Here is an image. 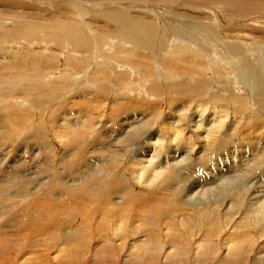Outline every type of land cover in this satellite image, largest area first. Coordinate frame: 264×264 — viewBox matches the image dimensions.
Segmentation results:
<instances>
[{"label": "bare ground", "instance_id": "1", "mask_svg": "<svg viewBox=\"0 0 264 264\" xmlns=\"http://www.w3.org/2000/svg\"><path fill=\"white\" fill-rule=\"evenodd\" d=\"M138 1L146 7L69 0L72 13L60 29L54 26L57 42L52 49L46 43L50 37L36 46L34 40H23L17 32L10 36L2 28L6 36L0 37V164L4 166L0 179H10L8 184L13 185H8L13 191L0 189L1 202H7L6 220L27 218L22 224L35 213L40 218L72 203L81 207L80 212L96 206L82 223L96 228L102 241L113 242V259L101 256L104 252L97 253L96 259L66 252L65 257L51 255L52 261L58 260L53 264H264V246L256 245L258 240L251 237L255 225L260 226L257 237L264 233V179H260L264 159L258 161L255 150L243 149L240 138L245 131L259 129V118L255 119L249 102L264 114V43L258 44L262 50L253 42L235 41L234 45L231 41L234 36L247 38V32L264 30V26L254 30L232 27L240 24L229 20L228 13L224 17L219 9L197 7L193 12L188 6H194L196 0L186 7L197 16L186 11L187 21L178 23L167 16L172 11L179 14L175 4L168 11L157 7L159 2L177 0ZM2 2L6 11L30 9L25 0ZM256 3L236 4L235 14L248 19L254 11L258 17L254 22L260 20L257 8L253 9ZM93 8L99 11L93 20H85L86 11ZM116 8L120 9L115 12ZM209 16L213 24L209 21L207 25L204 22ZM99 19L115 23L118 34L113 38L94 34V22L104 28ZM235 31L238 33L233 34ZM236 90L242 91L241 96ZM79 97L96 103L104 112L102 120H96V108L90 114L79 109ZM105 102L109 103L104 109L100 106ZM42 109L47 111L44 121L30 125L35 116L41 119ZM152 112L157 117L148 123ZM127 114L137 117L119 122ZM31 129L32 135L25 137ZM95 135L100 143L90 151ZM105 150L111 153L101 162L97 154ZM235 152L243 159L232 157V162ZM97 162L105 166L94 168ZM57 167L62 173L54 171ZM39 178L49 179L41 191L43 195L48 188L47 197L38 198L37 186L44 183ZM53 179L71 184L60 182L64 188L55 192ZM77 182H81L78 187ZM21 201L25 202L21 214H15L14 207L18 202L23 205ZM54 223L59 222L50 218L47 225ZM207 226L203 236L196 230ZM226 226L230 231L220 235L221 227ZM240 228L247 231L238 233ZM107 233L110 239L103 237ZM74 237V231L64 229L61 239ZM121 247L126 252L122 256L118 254ZM63 248L68 249L67 245ZM27 253L21 252L26 257L21 255L18 263L27 261Z\"/></svg>", "mask_w": 264, "mask_h": 264}, {"label": "rangeland", "instance_id": "2", "mask_svg": "<svg viewBox=\"0 0 264 264\" xmlns=\"http://www.w3.org/2000/svg\"><path fill=\"white\" fill-rule=\"evenodd\" d=\"M11 1H13V0H4V2H2V3H7V2H11ZM25 1H26V3H28L30 9L24 10L22 8H18L15 12H13V11H6L4 9V7H1L0 6V37L1 38H5V36H6V35H3V29H2L3 27L6 28V30L4 29V31H8V33H9L10 36L12 35V33L14 34V33L17 32V33H19L17 35H20L21 34V37H23L22 38L23 40H29V41H30V39L32 41L34 40L33 43H35L36 46H37V43L38 42L41 43V41H44L42 39H45V41H48V39L50 37L49 40H51V41H48L46 43H48L49 49L50 48L52 49L55 46L56 42H57V38L54 36L56 34V32L54 31V29L57 28V27H59V29H60L61 28V23L65 22V20L68 19L67 17H69L70 13H72L71 9L69 8V7H71L70 2L68 4V1L69 0L68 1L67 0H62V1L61 0H30V1L25 0ZM80 1H82L83 3L95 4V5H98V4H100V5L101 4L102 5H107V4H111V5L121 4V5L127 6L126 5V3H127V4H140V7L141 8L146 7V5H145V3L143 1L140 2L138 0H122L120 2H116V1L115 2H109V1H106V0H80ZM177 1L169 2V3H167V2H159L157 4L158 5L160 4V5L157 6V7H161L162 6L165 11L166 10L168 11L171 8L170 6H172L173 4H175V8L178 9V11H179L178 13L179 14L177 15V13L175 11H172V12H169V15L167 14V16L171 17L172 18L171 20L176 19L178 23L179 22L184 23V22L187 21L188 18H185V17H188V16H187L186 13L184 14V12H186V11H188L189 16H191L192 14L194 16H197V14L192 13L191 10L189 11L188 8H191L192 7L191 9L193 10V12H195V11L198 10V8H199V10L200 9L202 10V9H206L207 7L208 8L212 7L213 8L212 10L219 9L223 13L222 14L223 16L224 15L227 16V13H228L227 18H229V20L230 19L232 21L235 20L234 21L235 22L234 24H236V23H239L240 24L239 26L232 25V27H235V28L238 27V28H240L242 30H254V28H259L261 26H264V0H256V1H258V3H256L257 5H253V9L254 8H257L255 10V14H257L261 18L260 20H256L255 22H254V18L257 17V16H254V13H253L254 11H252V13H250V15L248 14L249 16L247 15L249 17L248 19L245 18V17H242V16H239V15L235 14L236 13V9H235L236 4H238L240 2L252 1V0H211L213 3H207L209 0H196L197 2H194V6L192 5V3H190V0H177ZM186 3H189V5H192V6H188ZM72 4H74V3H72ZM150 4H151L152 7H155L157 5L156 2H153V3H150ZM43 5L46 6V7L44 8ZM64 5L67 7V9H66V7ZM80 6L84 7L83 5H80ZM184 6H185V8H183ZM186 6H188V8ZM199 6H201V7H199ZM86 7L87 6H85L84 8H86ZM119 9L120 8H116V9H114V11L116 12ZM163 9L160 12H164ZM66 10H69V11H66ZM86 10H88V7L86 8ZM132 10H137L138 12H141V10L139 11V9H136V8H133V7H132ZM223 10H225V11H223ZM94 11H96V12L94 13ZM98 11H99L98 9H95L94 10V8L91 9V12H89V13H88V11H86L87 17L85 18V20H87V21L93 20L92 17ZM146 11H148V10H146ZM180 12H182V13H180ZM22 13H24V14H22ZM155 14H157V13H155ZM251 14H252V17H251ZM173 15H175V16H173ZM184 15H186V16H184ZM164 16H166V15H164ZM126 17L127 16H125V18ZM234 17H235V19H234ZM239 17H241V18H239ZM221 18H223V17L222 16H219L218 19H221ZM211 19H213V17H211V16L205 18V20H207V21L204 20L205 21L204 23L205 24L207 23V25H210V22L211 23L213 22ZM97 20H98V18H97ZM99 21H102L103 24H101L100 26H103L104 28L103 29H99L98 28L99 25H97L96 22H94V28L96 29V30H94L92 28V30L95 31L94 34H96V35H103L105 38H107V37L109 38L110 36L113 38L114 36H116L118 34L119 28H118V26L115 23H113L111 21H108L106 19H99ZM241 23H243V24L241 25ZM22 25H24V29H23V26ZM55 25H56V27L54 28ZM180 26H181V24H180ZM47 27L49 29H47ZM38 29H40V30H38ZM9 30H11V31H9ZM32 30H33V32H32ZM236 32L237 31H235V33H233V34H236ZM247 33L250 35V36L247 35V38L246 37H243L242 38V37H239V36H236V37L234 36V37H232L233 40H231V39L230 40L233 41L232 43L234 45L237 44V43H242V42H245V44L252 43L253 42V44H255V45H257V46H259L261 48L262 46L261 45H258V44L264 43V30H262V29L260 30L259 29L258 31L251 32L253 34H251L249 32H247ZM52 34H53V36H52ZM258 35H260V36H258ZM26 36H27V39L24 38ZM53 37H55L54 38L55 41L53 40ZM262 39H263V41H262ZM230 40H227V41H230ZM251 40H253V41H251ZM235 41L236 42L238 41V42L236 43ZM113 44H116V43H113ZM41 45H44V44H41ZM127 46L128 47H131L130 45H127ZM263 47H264V45H263ZM105 50L108 51L109 48L106 46ZM64 53H66V52H64ZM241 54H243V53H241ZM251 54H254V56H255V55H257V52L254 51V53H251ZM249 55L250 54L248 53V55H247L248 58H250ZM231 59L232 60L233 59L235 60V57L230 56V60ZM248 62L249 63H252L253 61L250 59ZM153 65L155 66V64H153ZM59 74L60 73L57 72L56 73V76H58ZM215 75H217V74H215ZM49 78H51V80L54 79V77H49ZM217 78L218 79H216V81H215L216 84L219 81V76L218 75H217ZM220 81H221V79H220ZM222 81H224V79ZM218 88H219V86L217 84L216 89H218ZM213 92H215V91H213ZM236 92H237V90H236ZM1 93L2 92L0 91V94ZM237 93H238V95L241 96L242 91H239ZM50 97H53V96H50ZM116 98H119V96L116 97ZM76 100L79 101L78 102V108L79 109L82 108V110L85 109V111L88 110L87 112H89V114L92 113V112H94V108H96V110L99 111V112L101 111V109H99V107L97 108V106H96L97 104L96 103H94V102L93 103L92 102L88 103L86 100H83V97L76 98ZM92 100H94V99H92ZM82 101H84L86 103L84 104ZM108 103L109 102L102 103V105L100 107H102V108L105 109V108H107ZM249 105L251 107L250 110L251 111H254L255 114H256L255 119H256V117L259 118V119H257L258 120V124H256V125H259V129H257V130L256 129H252V132H249V131L243 132L242 135L240 136V138H242L241 147H243V149H246V150L251 149V152H254V150H255V152L257 153L256 155H259L256 160L262 162L263 159H264V114L262 113L263 114L262 115L260 110H256L257 106L254 105L253 101H250L249 102ZM177 106H179V105H177ZM49 107H51V106H49ZM174 107H175V109L178 108L176 106H173V108ZM231 110H232V108L229 111L231 112ZM44 111L42 109V111H41L42 113H39L38 114V115H40V118L41 119H37V117L35 116V119L34 120H31V122H30L31 124L30 125L35 124L39 120H43V114H44V116H46L45 113H47V111L46 112H44ZM246 111L248 112L249 110L247 109ZM259 111H260V113H259ZM99 112H97L96 115L97 116L100 115V116L99 117L96 116V120L97 119L102 120V118H103V115H104L103 113L104 112L103 111H101L100 113ZM149 113H150V111H149ZM250 113H252V112L249 111L248 114H250ZM260 114H261V116H259ZM94 115L95 114H93V116ZM134 117H137V116H133L132 114H127V115L122 116L120 118L119 122L126 123V122H129V119L130 118H134ZM156 117H157V115L155 114V112H152L149 115V117L147 118V122L149 123V122L155 120ZM94 118H95V116H94ZM251 118H253V117H251ZM69 119H72V118H69ZM252 120H250V121L251 122H254L255 121V120H253V121ZM48 121L49 120H47V122ZM56 121L58 122L59 119H57ZM32 122H33V124H32ZM31 133H32V129H31V132L30 133H28V134L25 135V137H27V135L28 136H31L32 135ZM99 143H100L99 137H97L95 135V137L93 138V145H92V149L93 150H90V151H94V149H97V146H98ZM56 150L59 152L58 148ZM62 151L63 150L61 149V152ZM100 151H97V152L100 153ZM237 152H239V151H237ZM237 152H235L236 154L235 153L234 154H231V161L232 162H233V159L234 158H236L235 159L236 161H240V160L243 159L242 158V154H239ZM109 153H111L109 150H105V152H103L104 155L101 152L100 154H97V158L102 159L101 162H103L105 160L104 158H106V157L108 158ZM91 156H93V154H91ZM232 157H234V158H232ZM228 159L230 161V157ZM98 163L101 164L100 162H97V164H96L97 166H95L94 168H97L98 169V168H103L105 166L104 164H101L102 166L101 165L98 166L99 165ZM227 164H230V162H227ZM2 166L3 165L0 164V174H1L2 169H4L3 168L4 166L3 167ZM60 168L61 167H57V169L54 168V171L56 170L57 172L62 173V171L60 170ZM5 178H7V177H5ZM261 178L264 179V177H260V179ZM258 179H259V177H258ZM37 180H42L44 182V183H41V181H40L39 182V185L37 186V190H39L38 191L39 192L38 193V195H39L38 198L47 197L48 195H45V194H47L48 188H47L45 194H43V195H41V191H43V190L46 189V185L48 184L47 181L49 179H41V178H39ZM111 180H114V179H111ZM9 181H10V179H0V189L2 188V191L3 192H6V191L8 192V191H11L13 189V188L10 189L8 187V185L13 186L12 184H8ZM53 181H54V184H55V188H57V190H55V192L56 191L57 192H60V189H59L60 186H63V188H64V185L63 184L60 185V182H62V183H64V182L66 183L67 182L69 185L71 184V182H68V181H65V180L64 181L63 180L60 181V179H53ZM75 184H77V185H75ZM75 184L74 185L78 187L79 185H81V182H77ZM114 184H115V182H113V185ZM4 186H6V187H4ZM43 186H45V187L43 188ZM5 188H7L6 191H5ZM48 193H49V190H48ZM0 195H1V192H0ZM71 195H72V193H71ZM57 197H59V196H57ZM38 198H37V200H38ZM61 198L66 199V200L68 199L67 197H61ZM1 200H4V199L3 198L2 199L0 198V211H1L0 212V264H21V263H18V262H21L20 261L21 260V257L22 256H23V258L26 257V256H24L25 255L24 253H23L24 255L21 254L22 251L29 252V254L28 253L26 254V255H28L27 256V261H24L23 264H46V263L47 264H53V263L56 262V259L54 261H52L53 260V257L55 255H58L60 253L61 256L64 255L63 257H65L66 256V252H69L70 253V256H73V257L78 256V258H81L83 256L85 257V255H87L86 259H96L97 256H95V255H98L97 253H100V255H101L102 252H104V254H102L101 256L104 255L105 258H106V256H107V258H109L111 256V259H113L112 258V255H115V251L114 250L113 251L111 250L112 249V247H111L112 245L111 244H113V242L111 241L112 243H106V242L102 241V238H100V236H99L96 228L90 226L91 225L90 223L87 224L88 222L87 223H82L85 218L86 219L89 218L90 212H92V207L95 208L96 206L89 205L88 208L89 207L90 208L89 209L88 208H85L84 211H82V212H80L81 207L77 203H72V204H68V205H65V206H59L53 213H51V211L49 210L47 212L48 213L47 215L43 214L40 218L38 216H36V213H35V215L33 214L34 216H30L29 217L30 220H28V221H26V222H24V223L21 224L22 219H27V218H22V217L19 216L17 219H14V220H12V219L11 220L10 219H7L6 220L7 216H6L5 213L7 212V207H6V205H7L6 203L7 202L4 201V203H3V201L1 202ZM82 200H84V199H82ZM21 202H23V205H22V203L18 202L16 204V206L14 207V210L13 211L17 212L15 214H21L20 211H21L22 207L25 205V202L24 201H21ZM1 203H2V205H1ZM41 203L44 204V202H41ZM45 203H47V202H45ZM48 203L50 204L51 202H48ZM48 203L47 204H44V205H48ZM56 203L57 204H60L58 201H56ZM85 210L86 211L88 210V211L85 212ZM39 213H42V211H39ZM76 215H78L80 217V219L79 218L78 219H76V218L74 219V216H76ZM223 216H225V215H223ZM234 216H235V214L233 215V217ZM226 217H227V215H226ZM226 217H223V220L227 219ZM50 218L52 220L56 221V222H59V223H56V224L54 223L55 226H49V225H47L48 224V220ZM91 227H92V229H90L91 230V232H90L89 228H91ZM228 227L227 226L226 227H221V229L224 230L225 232L223 231V233L220 234V235L223 236V234H227L230 231ZM259 227L260 226H258V225H255L253 227V229H252V232L253 233H252V236L251 237H252V240L254 242H256L258 240L256 242V245L259 244V245L264 246V233L262 235H260V236H262L260 238L256 236V234H257V228H259ZM208 228H210V227H208V226H207V228L202 227V228H199V229H196V230H199L200 231L199 234L202 233L201 235L203 236V233H205L206 231H208ZM64 229L70 230V231H74L76 233V237H74L75 240L73 238L70 241H62L61 237H62V233H64ZM201 229H203V230H201ZM213 230L214 229L212 228L210 231H213ZM222 230H221V232H222ZM245 230L246 229H241L240 228L239 231H238V233H243ZM85 231H87V232H85ZM92 232H94V233H92ZM199 234H198V236H200ZM104 236H107L110 239L109 233H107V235L104 234L103 237ZM89 237H90V239H89ZM79 240H80L81 243L78 242ZM86 241L88 243L89 242L90 243L88 244ZM108 242H110V241H108ZM59 243H61V244H59ZM74 243H76V244H74ZM64 245H65V247L67 245L68 249H66V248L65 249L63 248L64 250L61 249ZM78 245H80V246H78ZM58 247L60 248V250L63 251L64 254L61 251H58L59 250ZM77 248H78V250H76ZM107 248H109V252L110 253L107 252L108 251ZM54 249L57 252H55ZM106 249H107V251L105 252ZM78 251H80L79 255L77 254ZM72 252H73V254H72ZM105 253H108V254L105 255ZM111 253H112V255H111ZM125 253L126 252L124 251V248H122V247H121L120 251H118V254H121L120 256H122ZM222 253L223 252L220 251V255H222ZM108 255H110V256L108 257ZM67 256H68V253H67ZM18 259H20V260L18 261ZM74 259H76V258H74ZM63 260H64V258H63ZM56 263H58V260H57Z\"/></svg>", "mask_w": 264, "mask_h": 264}]
</instances>
